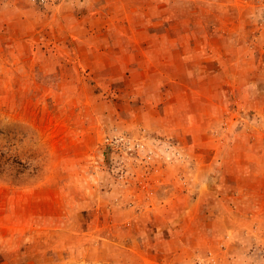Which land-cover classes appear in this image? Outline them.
I'll list each match as a JSON object with an SVG mask.
<instances>
[{"label":"rangeland","instance_id":"374dc122","mask_svg":"<svg viewBox=\"0 0 264 264\" xmlns=\"http://www.w3.org/2000/svg\"><path fill=\"white\" fill-rule=\"evenodd\" d=\"M0 264H264V0H0Z\"/></svg>","mask_w":264,"mask_h":264}]
</instances>
